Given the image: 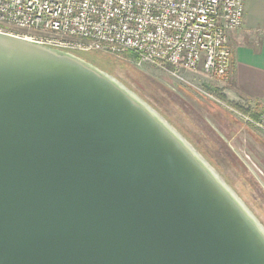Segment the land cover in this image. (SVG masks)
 <instances>
[{
  "label": "water",
  "instance_id": "obj_1",
  "mask_svg": "<svg viewBox=\"0 0 264 264\" xmlns=\"http://www.w3.org/2000/svg\"><path fill=\"white\" fill-rule=\"evenodd\" d=\"M71 51L0 32V264H264L233 182L135 81Z\"/></svg>",
  "mask_w": 264,
  "mask_h": 264
},
{
  "label": "built area",
  "instance_id": "obj_2",
  "mask_svg": "<svg viewBox=\"0 0 264 264\" xmlns=\"http://www.w3.org/2000/svg\"><path fill=\"white\" fill-rule=\"evenodd\" d=\"M247 0H0V32L51 34L36 39L79 52L127 59L227 82L232 65L228 34L244 25ZM11 33V32H10ZM12 34V33H11ZM131 55L133 60L128 59ZM203 63V67L201 64ZM264 132L258 119L231 108Z\"/></svg>",
  "mask_w": 264,
  "mask_h": 264
},
{
  "label": "rangeland",
  "instance_id": "obj_3",
  "mask_svg": "<svg viewBox=\"0 0 264 264\" xmlns=\"http://www.w3.org/2000/svg\"><path fill=\"white\" fill-rule=\"evenodd\" d=\"M8 32L34 40L56 37L14 29ZM84 53L135 81L233 182L264 221V132L246 124L231 110L243 112L222 94L223 81L203 72H182L181 80L170 69L138 67L127 59ZM128 59L133 60L130 54Z\"/></svg>",
  "mask_w": 264,
  "mask_h": 264
},
{
  "label": "crops",
  "instance_id": "obj_4",
  "mask_svg": "<svg viewBox=\"0 0 264 264\" xmlns=\"http://www.w3.org/2000/svg\"><path fill=\"white\" fill-rule=\"evenodd\" d=\"M232 65L220 82L226 99L258 119L264 111V0H247L244 25L228 34Z\"/></svg>",
  "mask_w": 264,
  "mask_h": 264
},
{
  "label": "trees",
  "instance_id": "obj_5",
  "mask_svg": "<svg viewBox=\"0 0 264 264\" xmlns=\"http://www.w3.org/2000/svg\"><path fill=\"white\" fill-rule=\"evenodd\" d=\"M66 52H69V51H66ZM71 53H73L74 55H77L78 57L80 56V55H78V53H80V52H72L71 51ZM163 115V114H162ZM168 116V115H167ZM164 117H166L165 115H164ZM169 117V116H168ZM166 119H167V117H166ZM225 169H226V167H225Z\"/></svg>",
  "mask_w": 264,
  "mask_h": 264
}]
</instances>
